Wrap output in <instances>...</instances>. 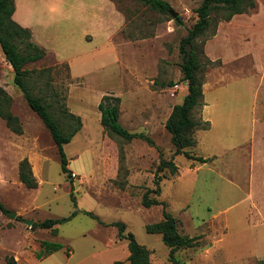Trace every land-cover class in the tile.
Wrapping results in <instances>:
<instances>
[{"label": "rangeland", "instance_id": "1", "mask_svg": "<svg viewBox=\"0 0 264 264\" xmlns=\"http://www.w3.org/2000/svg\"><path fill=\"white\" fill-rule=\"evenodd\" d=\"M166 1L182 24L171 13L154 11L138 0H108L105 9L99 0H60V28L40 32V46L52 51L26 66L37 71L32 79L34 93L51 105L65 131L76 126L67 112L82 118L80 131L65 146L73 182L62 171L51 133L14 84V73L5 66L0 47L4 63L0 79L12 87L11 109L24 129L17 136L5 121L0 122V134L8 135L4 160L27 151L35 157L32 144L39 143L41 160L34 171L40 184L37 190L26 188L27 195H22L27 198V218L40 222L70 216L74 184L81 211L94 213L108 225L125 223L126 233H133L151 252V264H172L162 236L146 230L163 219V206L147 208L142 201L148 189L156 188L161 159L173 158L178 172H161V192L150 197L166 205L182 235L199 237L198 246L178 251L177 258L183 264H259L264 259V30L229 37L231 21L222 20L220 12L212 30L198 39L199 47H204L205 84L203 106L194 118L204 122L207 117L213 125L207 131L198 129L196 147L187 150L212 157L201 164L174 156L166 122L188 92L182 80L180 44L197 22L196 10L203 0ZM255 1L256 8L242 15L254 17L260 12L264 0ZM219 33V39L209 43ZM69 58L78 60L74 69L79 73L88 71L83 78L74 80L68 61L59 62ZM101 94L119 97L122 125L145 133L156 146L111 136L98 116L96 96ZM20 146L24 152L19 153ZM23 227L30 240L58 242L67 253L74 251L70 260L63 250L43 264H129L128 241L118 237V228L84 213L56 230ZM24 237L19 230L7 231L1 242L5 248L19 249ZM3 250L0 247V264H8L14 254Z\"/></svg>", "mask_w": 264, "mask_h": 264}, {"label": "trees", "instance_id": "2", "mask_svg": "<svg viewBox=\"0 0 264 264\" xmlns=\"http://www.w3.org/2000/svg\"><path fill=\"white\" fill-rule=\"evenodd\" d=\"M150 9L163 13H170V4L166 0H138ZM256 8L255 0H203L202 4L196 10L198 20L189 31V34L181 41L180 53L182 55V63L180 65L183 73V82L188 84V92L182 104L173 107L172 113L166 122V129L171 134V140L175 147L174 156L183 155L189 160L197 161L201 164L210 162L211 158H204L193 155L189 148L197 145L195 132L198 129L209 130L210 122L198 121L194 118V113L203 106L204 100V77L201 76L204 65L201 57L204 55V47H199L198 39L212 30L216 19V15L220 12L224 13L222 20L231 21L234 16L244 14ZM15 0H0V47L4 57L9 65L13 68L14 84L21 90L25 101L29 108L35 112L42 120L45 127L51 133V136L57 146L60 156L62 171L71 179L73 172L69 169V159L65 151V146L69 144L75 135L80 131L82 118L73 113L67 112L71 120L76 126L65 131L59 123L55 115L51 112V105L45 102L43 96L34 93L32 79L36 70L26 69L30 63L38 62L45 58L47 52L44 48L35 44L32 40V33L29 29L21 27L13 19L15 13ZM178 24H182V18H176ZM216 33H213V36ZM176 84L170 83L168 86L173 87ZM121 99L112 95H105L99 103V111L101 112V125L111 135L118 136L126 141L140 139L146 141L150 146L155 147L154 140L145 133H134L126 129L120 121V104ZM13 97L2 87H0V119L5 121L7 127L15 134L22 135L24 133L23 125L18 116L12 112ZM169 169L172 175L178 172V165L174 159H161L155 173V189H148L143 196V205L147 208L152 206H163V219L155 224H149L146 230L149 234H159L162 241L169 249V258L172 264H183L176 254L180 250L195 248L198 246L199 237H190L182 235L177 226L175 216L166 210V205L156 199H152L150 194L159 195L161 192V172ZM20 181L29 189H37L39 182L34 175L33 167L28 158L21 160L19 164ZM71 199L74 205V211L68 217L49 218L42 222L34 223L32 229H49L56 230L60 224L71 221L80 213L96 218L100 223L107 226L118 228V237L128 241L129 248V264H151V252L148 248L140 244L135 235L131 232L126 233V224L123 222H115L106 224L90 211H81L78 209L75 188L72 184ZM0 210L7 214L8 209L0 202ZM42 247L46 251H58L64 248V245L57 242L43 241ZM8 264H17L13 257L7 259ZM259 264H264L261 260Z\"/></svg>", "mask_w": 264, "mask_h": 264}, {"label": "crops", "instance_id": "3", "mask_svg": "<svg viewBox=\"0 0 264 264\" xmlns=\"http://www.w3.org/2000/svg\"><path fill=\"white\" fill-rule=\"evenodd\" d=\"M99 3H100V7L105 9L107 8L108 0H99ZM59 6H60V0H15L16 9L13 15V19L21 27L29 29L32 33V40H35L34 43L40 46L41 45L39 42L40 32L50 33L53 30L60 28ZM94 6H97V4H95ZM228 26L230 27V32H228L230 33L229 37L231 36L232 33L243 34L244 31H248V30H253L255 32H262L264 30V6L261 4L260 12L256 14L254 17H248L242 14L234 16L231 22L228 23ZM220 36H221V33H219L209 43L218 40ZM224 38H228V37L224 36ZM46 51L50 52L52 50L46 49ZM88 58L89 57H83L82 60L88 59ZM69 60H71V63ZM69 60H66V61L60 60L59 62L64 63L68 61L69 66H70L71 76L74 80L83 78L87 74L88 71L82 74L79 73L78 70L74 69V64L78 62V60H72L71 58H69ZM6 64L8 66V70L10 72H13V68L11 67V65H9L8 62L5 63V66ZM1 66H4L3 62H0V67ZM76 75H79V76H76ZM0 87L4 88L11 96H13V94L11 93L12 87L10 86V84L8 85V83H5L3 80L0 79ZM103 96L105 95L101 94L100 96H96L98 100L97 106H99V103ZM209 107L210 105L208 102L205 105V111H207ZM98 116L101 118V112H100V115L98 114ZM205 119L207 121L209 120V118L207 117H205ZM0 122H4V121L0 119ZM212 125H213V122H210V129ZM7 136L8 135H6L5 133L0 134V202L6 207V209H8L7 214L3 213L0 210V247L4 249L3 251L9 250L13 252L14 259L17 262V264H43L44 262L55 258L57 254H59L63 250H65V252L67 253V250L64 247L63 249H60L54 252L46 251L42 247V242L47 241V240H42L40 243L37 242V239L32 238L30 240L27 236V228L25 229L23 227V225H26V226L28 225L27 221H32L33 224H34V220H35V223H38V221L36 219L31 220L27 218V209H28L27 201H26L27 198L24 199V197H22L23 194L27 195V191H26L27 187L20 181L19 164L21 160H23L24 158H28L33 167L34 175L38 180V174L34 171V165L35 163L36 165H38V162L41 160V157L37 151L39 149V143L35 141L32 144L33 148L36 150L35 157H34V154H30L27 151L25 152V154H21V156L17 157L14 160L12 159V160L5 161L3 156L5 153L4 152L5 140H6L5 137ZM24 150L25 149L21 147V150H18V151L20 153V152H24ZM208 158H212V157H208ZM38 182L40 184V179L38 180ZM31 190H37V189H31ZM35 198L36 196L34 197V199ZM76 199H77V196H76ZM10 204L11 205L13 204L14 208H10L9 207ZM32 204L37 206L33 202ZM77 204H78V201H77ZM10 212L15 214V218H12L9 215ZM32 225H28V226L32 227ZM16 230L23 232L25 236L24 243L20 244L19 249L5 248L1 242V234L3 232L16 231ZM125 248L127 249V247ZM73 256H74V251L72 249H69V252L67 253V255H65L64 258L67 260H70Z\"/></svg>", "mask_w": 264, "mask_h": 264}, {"label": "water", "instance_id": "4", "mask_svg": "<svg viewBox=\"0 0 264 264\" xmlns=\"http://www.w3.org/2000/svg\"><path fill=\"white\" fill-rule=\"evenodd\" d=\"M170 13L172 14V16H173V18L175 19V18H177L179 15H178V13H176L174 10H170ZM9 215L12 217V218H15V214L14 213H9ZM27 224L28 225H32L33 224V222L32 221H27Z\"/></svg>", "mask_w": 264, "mask_h": 264}, {"label": "bare ground", "instance_id": "5", "mask_svg": "<svg viewBox=\"0 0 264 264\" xmlns=\"http://www.w3.org/2000/svg\"><path fill=\"white\" fill-rule=\"evenodd\" d=\"M87 105V104H86Z\"/></svg>", "mask_w": 264, "mask_h": 264}]
</instances>
